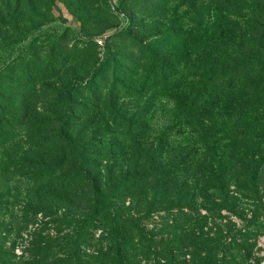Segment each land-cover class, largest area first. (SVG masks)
Segmentation results:
<instances>
[{"label":"rangeland","instance_id":"rangeland-1","mask_svg":"<svg viewBox=\"0 0 264 264\" xmlns=\"http://www.w3.org/2000/svg\"><path fill=\"white\" fill-rule=\"evenodd\" d=\"M158 42L156 54L173 55L187 84L214 63L224 70L216 81L227 85L200 97L191 117L139 79L150 76L137 72L141 54ZM127 123L145 127L143 136L137 127L130 136ZM116 139L123 143L111 148ZM262 158L264 0H0V252L14 248L15 263H28L30 244L42 237L70 234L60 221L66 213L97 209L100 223L88 236L106 252L105 228L115 221L102 202L129 219L137 242L176 218L174 189L182 200L221 179L238 203L223 217L237 230L251 220L253 259L264 264V229L255 227L264 219ZM132 178L141 186L125 201L110 194ZM137 257L133 264H150Z\"/></svg>","mask_w":264,"mask_h":264},{"label":"trees","instance_id":"trees-1","mask_svg":"<svg viewBox=\"0 0 264 264\" xmlns=\"http://www.w3.org/2000/svg\"><path fill=\"white\" fill-rule=\"evenodd\" d=\"M152 47L155 52L142 53L140 60L146 61V64L145 66H139L137 69V72L140 69L145 73L150 72V76L144 74L139 79L142 80L143 85L150 82L149 86L153 88L152 94L154 96L174 98L178 114L191 117V114L197 113L200 109L198 105L200 97H208V90H223V87L227 85L223 80L216 81L217 78L224 77V70L217 67L218 63L213 64V70L209 73L206 74L207 71L205 70V75L196 74L192 76L193 79L198 80L187 84V78L181 76L178 72V64L172 62L173 55L168 53L156 54V51L160 49L159 42L153 44ZM162 50L166 49L163 48ZM143 63L145 62H141V64ZM175 65H177L176 70ZM183 87L185 90L187 88L190 94L185 91L186 95L177 98L174 94H171L173 90L184 89ZM209 98H212V96H209ZM213 99L216 100L215 97ZM112 117L114 119L113 124L118 125L119 118L114 114ZM66 126L67 122L61 128V136H64L63 144H68L66 141H69L65 136ZM134 127H137V131H135L138 134L137 138L142 137L143 130H145L142 125L136 126L127 123L125 129L132 136L131 131ZM115 136H117L116 133ZM121 136L125 138L128 135L121 134ZM121 143H123L121 140L116 139L111 148L121 146ZM131 143L133 142L131 141ZM119 150L123 151L124 149L121 150L120 148ZM243 158L234 159L235 162L244 163L245 159L240 160ZM262 160L261 162L264 165V158ZM238 163L236 167H238ZM155 174L158 175V172ZM157 177L155 176V180L158 179L159 181L160 179ZM137 179H124L118 182L111 189L110 194L125 201L132 189L141 186V182L139 184L135 181ZM148 180H151V178H148ZM251 180L257 187L258 176L253 177ZM227 187L219 179L212 188L203 189L199 194L189 192L182 200H180L182 196L180 191L174 189L172 194L175 195L170 209H177L176 218L154 225L151 232H140V235H137L139 237L137 242H135V237L131 233L133 229L129 224V219H123V215H117L116 213L113 215L108 206L102 202L103 213L107 216L112 215L110 219L115 221L111 223V227L105 228V231H107L104 232L107 233L105 242L108 241L111 245L106 252L98 251L97 253L92 238L88 236L91 230L97 229V223H100V213L97 209L89 214H79L77 218H73V214L71 215L70 212L66 213L65 218L60 221L67 225L64 229L69 228L70 234L57 237L58 240L56 241L50 236H44L33 242L30 244L26 256L29 262L25 264H133L138 258V254L146 258L150 264H262L261 260L253 259L258 235L251 233L253 225L251 220L247 221L245 218L243 221L246 226L237 230L222 215L224 209L235 211L238 204L235 202L237 198H234L232 193L226 190ZM66 188L68 189V187ZM65 189L61 192H64ZM157 196L158 194L155 192L152 203L148 208L152 213L155 210L153 206L157 201ZM176 197H179L178 200H176ZM245 199H252V195L247 194ZM175 201L176 206H173ZM90 207H94V205ZM262 207H264L263 204ZM202 209L206 211V214H202ZM258 221L260 220H254L256 223ZM181 224L185 225L184 228L179 226ZM208 225L211 227H208ZM259 225L262 226H255L257 230L264 229V219ZM160 226L161 228H159ZM14 250V248H11L0 252V264H17L14 261L18 259V256L14 253ZM24 258V254L19 257V259ZM18 263L24 264L23 262Z\"/></svg>","mask_w":264,"mask_h":264},{"label":"built area","instance_id":"built-area-1","mask_svg":"<svg viewBox=\"0 0 264 264\" xmlns=\"http://www.w3.org/2000/svg\"><path fill=\"white\" fill-rule=\"evenodd\" d=\"M102 45V41L99 42Z\"/></svg>","mask_w":264,"mask_h":264}]
</instances>
